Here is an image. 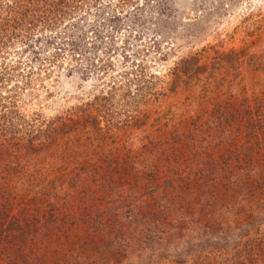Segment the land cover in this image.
I'll list each match as a JSON object with an SVG mask.
<instances>
[{
	"label": "rangeland",
	"instance_id": "1",
	"mask_svg": "<svg viewBox=\"0 0 264 264\" xmlns=\"http://www.w3.org/2000/svg\"><path fill=\"white\" fill-rule=\"evenodd\" d=\"M76 22L0 147V264H264V0Z\"/></svg>",
	"mask_w": 264,
	"mask_h": 264
},
{
	"label": "trees",
	"instance_id": "2",
	"mask_svg": "<svg viewBox=\"0 0 264 264\" xmlns=\"http://www.w3.org/2000/svg\"><path fill=\"white\" fill-rule=\"evenodd\" d=\"M146 4L147 0H0V92L7 83H14L9 91L12 96L8 103L10 106L6 107L8 112L0 115V147L14 140L20 142L23 134L30 136L33 132L36 125L27 124L29 117L17 106L19 92L24 86L29 88L32 77L42 72L40 69L36 73L31 71L32 62L40 61L39 66L49 64L59 57L58 53H64L65 50L73 52L71 48H65V34L61 37L60 28L64 23L68 22L69 27L73 28L77 27L76 20L81 16L100 15L105 10L107 13L122 14L129 8L141 11ZM39 43L43 44V49L39 47L38 52H35ZM48 47L56 52L52 59L40 55ZM10 54L16 59L12 64L5 65ZM23 64L28 71L21 69ZM19 80L24 81V85L19 86ZM0 99L3 100L2 97ZM87 120L97 123L95 118L88 117Z\"/></svg>",
	"mask_w": 264,
	"mask_h": 264
}]
</instances>
